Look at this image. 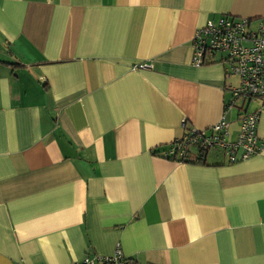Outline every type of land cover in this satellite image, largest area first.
<instances>
[{"label":"crops","instance_id":"1","mask_svg":"<svg viewBox=\"0 0 264 264\" xmlns=\"http://www.w3.org/2000/svg\"><path fill=\"white\" fill-rule=\"evenodd\" d=\"M221 16L264 0H0V264H264V151L164 157L223 116L238 136L226 55L192 64ZM246 107L264 141V96Z\"/></svg>","mask_w":264,"mask_h":264},{"label":"built area","instance_id":"2","mask_svg":"<svg viewBox=\"0 0 264 264\" xmlns=\"http://www.w3.org/2000/svg\"><path fill=\"white\" fill-rule=\"evenodd\" d=\"M194 54L192 64L203 67L214 63L219 53L226 57L221 64L231 67V75L239 78V84L232 89L231 109L239 100L244 101L241 110L240 131L235 141H230V125L223 116L212 128L209 135L202 131H190L185 137L172 145L169 153L176 161L187 159L190 148L206 153L212 149L224 152L230 163L244 161L264 151V141L258 136L259 112L250 111L246 103L264 96V17L253 20L234 16H221L208 20L198 29L193 38ZM141 65L138 68H146ZM186 120H183L185 125ZM179 159V160H178ZM125 256L118 244L112 255H87L82 261L73 264H135Z\"/></svg>","mask_w":264,"mask_h":264},{"label":"trees","instance_id":"3","mask_svg":"<svg viewBox=\"0 0 264 264\" xmlns=\"http://www.w3.org/2000/svg\"><path fill=\"white\" fill-rule=\"evenodd\" d=\"M190 150L188 151L189 154L187 155V159H185L184 161H180V162H183V163H191V162H194V163H199V164H204V165L207 164V153L205 151H202V150L200 151V149H197L196 152L192 153ZM171 151H172V149L170 150V152ZM170 152L166 153V155L164 157L167 158V159H169V160L176 161L177 158L174 157L173 155H170L169 154ZM135 264H138V263L136 262Z\"/></svg>","mask_w":264,"mask_h":264},{"label":"rangeland","instance_id":"4","mask_svg":"<svg viewBox=\"0 0 264 264\" xmlns=\"http://www.w3.org/2000/svg\"><path fill=\"white\" fill-rule=\"evenodd\" d=\"M253 107H254V105H252L251 107H250V109H253ZM236 111H237V109H236ZM236 115V112L234 113V116ZM235 119H237V116L235 117ZM211 157H212V154L210 155Z\"/></svg>","mask_w":264,"mask_h":264}]
</instances>
